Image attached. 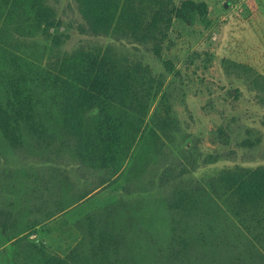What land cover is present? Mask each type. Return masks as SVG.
Returning a JSON list of instances; mask_svg holds the SVG:
<instances>
[{
  "label": "trees",
  "instance_id": "16d2710c",
  "mask_svg": "<svg viewBox=\"0 0 264 264\" xmlns=\"http://www.w3.org/2000/svg\"><path fill=\"white\" fill-rule=\"evenodd\" d=\"M10 1L2 0L6 6ZM45 2L12 0L8 22L15 26L0 28V148L29 144L43 151L49 162L56 157L69 167L76 158L78 164L105 170L106 177L95 184V191L116 178L142 133L128 181L140 183L146 191L161 190L171 214L170 245L163 249L147 234V240L157 245L145 256L155 255L157 264H264V166L237 167L205 184L188 178L189 166L165 141L173 144L180 133L172 107L165 102V74L154 75L150 66L119 57L115 50L131 44L135 50L142 47L161 57L173 18L183 16V11L204 13L208 6L192 0L180 6L172 0H74L75 5H69L73 27L80 34L112 38L115 43L103 56L97 48L89 52L82 47L50 63L52 69L47 70L4 44L15 34L33 37L40 32L52 37L57 13ZM53 37L59 45L64 36ZM166 63V71L172 73V63ZM161 92L144 135L146 118ZM195 150L198 147L182 150L190 165L198 159ZM157 161L165 162L164 167L159 168ZM120 206H108L79 224L82 237L64 256L30 242L26 263L136 264L131 259L137 250L129 241L133 229L120 212L130 209L128 204Z\"/></svg>",
  "mask_w": 264,
  "mask_h": 264
},
{
  "label": "rangeland",
  "instance_id": "374dc122",
  "mask_svg": "<svg viewBox=\"0 0 264 264\" xmlns=\"http://www.w3.org/2000/svg\"><path fill=\"white\" fill-rule=\"evenodd\" d=\"M172 1L180 6L184 0ZM192 1L205 3L207 11H183V16H175L161 57L142 47L135 50L131 44L125 48L117 45L115 50L119 57L150 66L154 75L165 74V102L172 107L180 129L175 144L167 138L165 141L181 163L189 166L187 177L205 184L209 178L237 167L264 166V0ZM45 3L56 8L52 37L40 32L33 37L15 34L4 43L28 61L48 70L52 69L50 63L56 64L65 54L82 47L89 52L99 49L103 56L115 43L112 38L97 40L80 34L73 27L74 14L69 5H75L74 0ZM13 9L12 0L8 6L0 0V28L15 26L8 22ZM53 36H64L61 44L56 45ZM167 61L174 67L172 73L166 71ZM2 64L0 57V69ZM162 92L146 118L144 135ZM142 136L121 163L116 178L95 191V184L106 177L105 170L78 164L76 158L69 161V167L59 164L56 157L49 162L43 151L29 144L13 150L1 147L0 264H27L30 242L48 253L64 256L82 237L79 224L108 206L120 208L122 204L130 209L120 212L127 227L132 226L129 241L137 250L131 261L157 264L155 255L145 256L157 245L147 240V234L163 249L168 247L171 214L162 201L161 190L146 191L140 183L128 181ZM189 146L198 147L193 165L182 156V150ZM164 163L158 162V167L163 168Z\"/></svg>",
  "mask_w": 264,
  "mask_h": 264
}]
</instances>
